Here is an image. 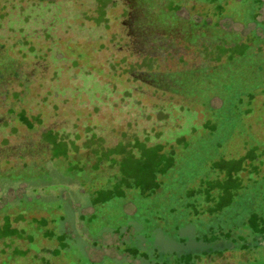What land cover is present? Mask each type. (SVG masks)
<instances>
[{
	"label": "rangeland",
	"instance_id": "obj_1",
	"mask_svg": "<svg viewBox=\"0 0 264 264\" xmlns=\"http://www.w3.org/2000/svg\"><path fill=\"white\" fill-rule=\"evenodd\" d=\"M156 146L175 152L160 186L141 159L118 192L110 160ZM251 220L264 0H0V264H264L232 247Z\"/></svg>",
	"mask_w": 264,
	"mask_h": 264
},
{
	"label": "trees",
	"instance_id": "obj_2",
	"mask_svg": "<svg viewBox=\"0 0 264 264\" xmlns=\"http://www.w3.org/2000/svg\"><path fill=\"white\" fill-rule=\"evenodd\" d=\"M219 1V0H215ZM175 2L171 1L170 5H174ZM212 81V80H211ZM21 121L28 126L29 129H32L33 126L30 123L27 118L22 116ZM47 142L51 144V149L54 153V155L60 156L64 155L66 152V147L61 140H59L54 134H50V136H47ZM163 146H156L154 148H145L143 153L133 154L132 152H126L122 154V158L120 159H111V165L116 170V174H114L112 179V184L115 183L116 190L119 188L118 192L122 191L121 189L126 185L129 189H139L142 188L143 185L139 184L142 180V178L138 177L139 171H141V168L143 167V163H141V159L148 162V165H151V171H149L146 175V181L147 186L150 188V190L156 189V187H159L158 183V175L162 171L163 173H166L170 167H172V163L174 161L175 152L170 151L168 154H165ZM115 154H118L115 152ZM110 154L99 156V161L102 163V159L104 160L105 156H109ZM108 160V158L106 159ZM126 163L131 164L132 167H129L126 165ZM132 182V183H129ZM136 186V187H135ZM139 187V188H138ZM117 192V193H118ZM223 199V196H221ZM250 225L252 226L251 230H248L249 232L246 234L247 237H239L235 242H233L232 247L234 250H242V251H255L260 248L264 247V227H257L256 223L253 222V220L250 221ZM16 230H13L12 228H7L3 230L2 234L3 236H12L14 235ZM24 234V233H22ZM249 238H252L253 242L249 244ZM244 239L248 240V243H244ZM239 241V244L241 245V248L237 247V243ZM211 249L208 251L210 254L209 256L215 255L223 256L227 250L230 249V247L226 248V246L220 245V244H211ZM56 252V250L54 251ZM208 256V255H207Z\"/></svg>",
	"mask_w": 264,
	"mask_h": 264
},
{
	"label": "flooded vegetation",
	"instance_id": "obj_3",
	"mask_svg": "<svg viewBox=\"0 0 264 264\" xmlns=\"http://www.w3.org/2000/svg\"><path fill=\"white\" fill-rule=\"evenodd\" d=\"M264 245V244H263Z\"/></svg>",
	"mask_w": 264,
	"mask_h": 264
}]
</instances>
